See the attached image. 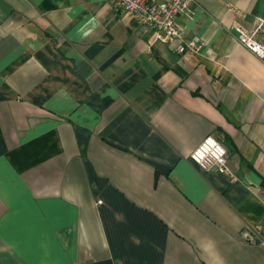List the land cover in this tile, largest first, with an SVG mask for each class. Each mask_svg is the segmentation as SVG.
<instances>
[{
	"label": "crops",
	"instance_id": "obj_1",
	"mask_svg": "<svg viewBox=\"0 0 264 264\" xmlns=\"http://www.w3.org/2000/svg\"><path fill=\"white\" fill-rule=\"evenodd\" d=\"M189 5L193 55L114 0H0V264H264V62L230 30L264 0Z\"/></svg>",
	"mask_w": 264,
	"mask_h": 264
},
{
	"label": "built area",
	"instance_id": "obj_2",
	"mask_svg": "<svg viewBox=\"0 0 264 264\" xmlns=\"http://www.w3.org/2000/svg\"><path fill=\"white\" fill-rule=\"evenodd\" d=\"M120 9L130 12L143 31L154 29L157 38L168 43L178 40L176 50L185 55L197 53L202 42H182L183 31L178 22L184 12H191V0H114ZM230 30L238 42L264 62V16H257L251 26L239 23ZM228 151L217 138L209 136L193 151L191 159L207 172H229ZM241 237L251 243H262L264 239L250 226L241 231Z\"/></svg>",
	"mask_w": 264,
	"mask_h": 264
}]
</instances>
